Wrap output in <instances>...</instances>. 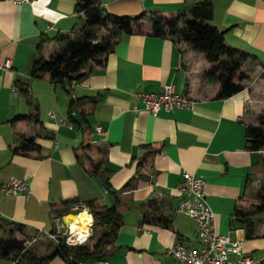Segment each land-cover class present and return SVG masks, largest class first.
<instances>
[{
	"label": "crops",
	"instance_id": "obj_1",
	"mask_svg": "<svg viewBox=\"0 0 264 264\" xmlns=\"http://www.w3.org/2000/svg\"><path fill=\"white\" fill-rule=\"evenodd\" d=\"M78 1L18 5L0 0V63L12 60L14 65L0 70V186L18 178L27 180L31 190L29 196L0 191V219L13 225L8 230L23 226L25 233H16L23 240L55 231L53 206L63 200L78 203L73 213L81 207L90 211L91 201L112 205L80 158L87 153L103 162L119 199L134 205L122 215L116 244L106 250L103 260L109 264H174L170 249L176 244L201 249L196 220L179 210L178 188L186 172L205 180L219 233L243 242L255 259H264V215L256 218L252 239L234 222L236 211L249 210L264 185V150L252 152L247 145L248 126L258 125L264 115V0H211L212 24L225 33L228 46L249 54L242 68L248 76L245 90L229 99H219L220 86L204 82L211 68L204 54L179 35H153L150 17L189 13L198 4L194 0H99L113 16L146 14L138 24L143 32L121 35L102 64L91 63L77 86H69L71 92L50 77L35 78L42 38L76 37L85 27L84 15L76 14ZM104 36L100 32L99 38ZM61 47L45 43L42 54L50 58ZM166 85L195 99L196 108L155 115L134 99L137 91L162 93ZM26 86L28 94L21 89ZM98 96L96 104L86 107L88 121L77 114L73 127L65 123L73 100ZM25 115H38L40 123L15 122ZM87 141L93 147L82 151ZM7 231L0 241L8 239ZM35 254L47 256L44 241ZM0 264L16 263L0 258ZM49 264L70 263L56 258Z\"/></svg>",
	"mask_w": 264,
	"mask_h": 264
},
{
	"label": "trees",
	"instance_id": "obj_2",
	"mask_svg": "<svg viewBox=\"0 0 264 264\" xmlns=\"http://www.w3.org/2000/svg\"><path fill=\"white\" fill-rule=\"evenodd\" d=\"M194 1H198V4L189 13H181L174 17L157 14L150 17L153 35L160 38L179 35L194 51L204 54L211 64V68L203 75L204 82L220 86L219 99L232 98L245 90L243 82L248 79V76L242 68L249 54L228 46L225 33L212 24L215 8L211 0ZM75 10L76 14H83L86 19V25L81 33L76 37L63 34L54 38L43 37L39 45L40 57L33 71L35 78L50 77L53 82L62 84L67 90L73 81L85 75L83 71L91 63H103L104 59L115 50L117 39L121 35L143 32L138 24L147 18L146 14L138 17L113 16L100 4L99 0H79ZM182 24H186L184 28ZM103 30L106 34L100 39L99 35ZM48 42H55L62 46L50 58L42 54L44 44ZM21 89L24 94L29 93L27 86ZM99 100V96L73 100L69 110L70 116L72 113H77L84 121H88L86 107L96 104ZM15 122L26 125L39 124L40 118L38 115L18 116ZM247 138L250 151L264 150V115L260 118L258 125L248 126ZM33 141L34 139L28 140L29 145L33 144ZM92 147L93 142L87 141L81 149L86 151ZM25 150H30V146H26ZM80 158L93 177H100L106 182L110 188L109 194L116 201L110 206L100 205L96 201L87 204L95 220L94 228H103L104 231L96 244L70 246L64 240H60L59 243L50 245L46 257L40 258L35 254L36 246L27 248L29 236L23 240L16 238L17 232L25 233L23 226L18 225L13 230H8L13 225L0 219V231L8 230V239L0 241V258L12 259L16 264H49L56 258H62L70 264L96 263L105 258L106 250L115 245L118 240L123 213L132 209L134 205L119 199L110 180L106 178L102 161L92 158L87 153ZM253 201L249 210L238 209L234 217L235 224L245 228L248 239L256 235L259 222L256 218L264 215V185ZM77 204L73 200H63L53 206V211L57 216L72 214ZM79 211H83L82 207ZM160 223L165 226L170 225V221L165 219H162Z\"/></svg>",
	"mask_w": 264,
	"mask_h": 264
},
{
	"label": "built area",
	"instance_id": "obj_3",
	"mask_svg": "<svg viewBox=\"0 0 264 264\" xmlns=\"http://www.w3.org/2000/svg\"><path fill=\"white\" fill-rule=\"evenodd\" d=\"M7 1L24 5L33 4L36 0ZM49 28L52 29V27ZM13 67L12 60L0 63V70L3 71L12 70ZM77 84V81H73L70 84V88L74 89ZM133 96L135 100L144 104L147 111L155 115L162 111L173 112L177 109L194 110L197 106L195 99L179 94L173 85H166L162 93L137 91ZM50 115L52 118H56L54 113ZM76 115L77 113H72L65 123L73 127L72 118ZM98 132L104 134L101 127L98 128ZM205 186L206 182L204 179L186 172L178 188L180 195L179 210L196 220L198 237L202 247L201 249H190L181 243L176 244L170 249V254L175 260L174 264H264V259L257 260L252 255L246 253L243 242L234 241L231 237L219 233L217 215L207 200L204 191ZM0 191L4 192L7 196H29L31 194L29 182L18 178H12L7 184L1 185ZM87 212L93 218L92 223L87 228L75 229L73 220L69 221L71 214L57 216L55 218V231L37 232L32 239L27 241V248H33L40 240L45 239L56 243L64 240L70 246L88 245L94 235L95 220L92 213L90 211ZM78 264H109V262L100 260L96 263L83 262Z\"/></svg>",
	"mask_w": 264,
	"mask_h": 264
},
{
	"label": "rangeland",
	"instance_id": "obj_4",
	"mask_svg": "<svg viewBox=\"0 0 264 264\" xmlns=\"http://www.w3.org/2000/svg\"><path fill=\"white\" fill-rule=\"evenodd\" d=\"M102 32H103V35L106 34V33H104V31H102ZM75 213H80V211H77V210H76ZM75 213H72L71 216H78V215L75 214ZM93 230H94V238L91 239V242L89 243V245H93L94 242L96 241V239L100 238V237L103 235V232H104V231H103V228H97V227H95V228H93ZM4 236H5V232H4V231H0V240H2ZM32 238H33V236L30 237V238H28L27 240H30V239H32ZM42 241H44V245L46 246L47 249L50 247V245H54V244H56V242H54V241H51V240L45 239V240H41V241H39V242L36 244V248L38 247V245H39Z\"/></svg>",
	"mask_w": 264,
	"mask_h": 264
},
{
	"label": "bare ground",
	"instance_id": "obj_5",
	"mask_svg": "<svg viewBox=\"0 0 264 264\" xmlns=\"http://www.w3.org/2000/svg\"><path fill=\"white\" fill-rule=\"evenodd\" d=\"M72 220V219H71ZM92 223L91 218L87 211L82 212L78 217H75L73 220L74 228L84 229Z\"/></svg>",
	"mask_w": 264,
	"mask_h": 264
},
{
	"label": "water",
	"instance_id": "obj_6",
	"mask_svg": "<svg viewBox=\"0 0 264 264\" xmlns=\"http://www.w3.org/2000/svg\"><path fill=\"white\" fill-rule=\"evenodd\" d=\"M97 180L99 181V183L104 187V189L108 192V194H109V190H110V188H109V186L106 184V182L102 179V178H100V177H98L97 178ZM109 198H110V201H111V204L112 205H114L115 204V198L113 197V196H111L110 194H109ZM70 219V218H69Z\"/></svg>",
	"mask_w": 264,
	"mask_h": 264
}]
</instances>
